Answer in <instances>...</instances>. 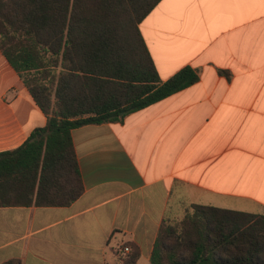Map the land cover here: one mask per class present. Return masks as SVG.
<instances>
[{
    "label": "crops",
    "instance_id": "obj_1",
    "mask_svg": "<svg viewBox=\"0 0 264 264\" xmlns=\"http://www.w3.org/2000/svg\"><path fill=\"white\" fill-rule=\"evenodd\" d=\"M162 81H199L123 121L72 131L84 193L0 208V264H151L164 220L194 205L264 215V0H162L140 24ZM0 50V153L46 127Z\"/></svg>",
    "mask_w": 264,
    "mask_h": 264
},
{
    "label": "trees",
    "instance_id": "obj_2",
    "mask_svg": "<svg viewBox=\"0 0 264 264\" xmlns=\"http://www.w3.org/2000/svg\"><path fill=\"white\" fill-rule=\"evenodd\" d=\"M161 1L0 0V50L48 117L0 153V208L73 204L84 193L74 129L123 121L199 81L190 67L160 78L140 24ZM116 253L120 264L141 256L131 243ZM151 264H264V215L194 205L163 221Z\"/></svg>",
    "mask_w": 264,
    "mask_h": 264
},
{
    "label": "built area",
    "instance_id": "obj_3",
    "mask_svg": "<svg viewBox=\"0 0 264 264\" xmlns=\"http://www.w3.org/2000/svg\"><path fill=\"white\" fill-rule=\"evenodd\" d=\"M130 252V249L129 248H126L125 250H124V253L125 254H127V253H129Z\"/></svg>",
    "mask_w": 264,
    "mask_h": 264
}]
</instances>
